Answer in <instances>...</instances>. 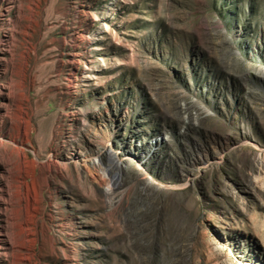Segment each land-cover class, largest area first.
I'll list each match as a JSON object with an SVG mask.
<instances>
[{
  "label": "rangeland",
  "instance_id": "obj_1",
  "mask_svg": "<svg viewBox=\"0 0 264 264\" xmlns=\"http://www.w3.org/2000/svg\"><path fill=\"white\" fill-rule=\"evenodd\" d=\"M2 112L33 263L264 264V0H0Z\"/></svg>",
  "mask_w": 264,
  "mask_h": 264
},
{
  "label": "bare ground",
  "instance_id": "obj_2",
  "mask_svg": "<svg viewBox=\"0 0 264 264\" xmlns=\"http://www.w3.org/2000/svg\"><path fill=\"white\" fill-rule=\"evenodd\" d=\"M2 106L6 109L5 113L10 111L9 107L5 103ZM3 112L0 114V117H6ZM10 143L14 145L15 150L20 151V160L18 162L12 159L5 161L0 157V166L2 167V171H0V179L2 180H6V176L11 174L13 171H16L18 175L17 178L23 176V163H21L22 155L19 140L11 135L7 141L4 137L0 139V146H4L7 149ZM36 164L38 167H41V165L37 162ZM8 166H11L12 169ZM43 180V171L41 168L40 174L36 176L37 186L34 189V193H31L32 195H30L28 199L25 197L22 189L13 193L9 190L10 187L6 184L7 182L1 184L0 258L5 257L7 259L9 256H12L13 259L10 264H35L32 261L35 246L38 241L41 242L45 240V222L43 219L39 218L40 201L44 186ZM141 193L145 196L149 195L146 188H144ZM10 229H13L15 232L12 234Z\"/></svg>",
  "mask_w": 264,
  "mask_h": 264
},
{
  "label": "built area",
  "instance_id": "obj_3",
  "mask_svg": "<svg viewBox=\"0 0 264 264\" xmlns=\"http://www.w3.org/2000/svg\"><path fill=\"white\" fill-rule=\"evenodd\" d=\"M123 111L120 110V107H118V112L119 113H122ZM127 113H128V111H124V113L121 116L119 115V118H118L119 125H117L118 123L114 124V127H116V126L118 127L117 132H119V133L122 131V129L124 130L123 126H124V123H125V120H126L125 116L128 115ZM136 134H135V136L133 135L135 138L137 137ZM160 140H161V137L159 136L158 138H153V140L149 143L148 149L146 150V153H144V155H143V157L146 156L145 159H147L150 156V154H154L156 152L157 145L159 144ZM124 144H125V142H124ZM136 145L138 147H140V148L144 147V145H142L139 140L136 143ZM93 163H94V165H98L99 161L97 159H95Z\"/></svg>",
  "mask_w": 264,
  "mask_h": 264
}]
</instances>
